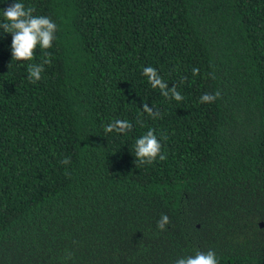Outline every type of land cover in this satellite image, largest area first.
Masks as SVG:
<instances>
[{
    "label": "trees",
    "instance_id": "1",
    "mask_svg": "<svg viewBox=\"0 0 264 264\" xmlns=\"http://www.w3.org/2000/svg\"><path fill=\"white\" fill-rule=\"evenodd\" d=\"M20 2L58 31L31 84L0 29V264H264V0ZM114 119L132 131L106 134ZM149 128L167 159L137 165Z\"/></svg>",
    "mask_w": 264,
    "mask_h": 264
},
{
    "label": "clouds",
    "instance_id": "2",
    "mask_svg": "<svg viewBox=\"0 0 264 264\" xmlns=\"http://www.w3.org/2000/svg\"><path fill=\"white\" fill-rule=\"evenodd\" d=\"M35 6L25 4L20 0H15L6 9H0V29L3 34H11V62L27 63V77L29 83L36 84L42 79L45 65L52 63L48 49L53 47V41L57 39L56 32L58 25L50 16L34 15ZM41 50L42 60L39 63H30L36 54V50ZM11 62L8 68L11 66ZM141 74L146 78L147 83L152 89H159L160 94L168 101L175 100L180 102L184 99L181 92L177 90L174 84L172 88L159 75L158 70L152 66H144ZM200 69L193 67L192 75L199 76ZM214 78V76H213ZM221 98V92L216 90L214 93H204L200 97V103H213ZM154 106L149 107L147 103L143 104L140 115L147 114L148 117L155 120L161 118V113ZM137 124L142 125L138 118ZM133 124L126 119H114L104 127V132L126 134L131 132ZM162 143L156 135L154 128H149L141 137L137 138L134 143V157L137 165H152L157 161L167 159V154L162 153ZM70 163V159L65 157L62 165ZM67 174V173H66ZM170 223L166 214H161L157 221V228L165 230L166 225ZM174 264H220L216 252L212 249L207 252L196 251L194 255H186L175 260Z\"/></svg>",
    "mask_w": 264,
    "mask_h": 264
}]
</instances>
